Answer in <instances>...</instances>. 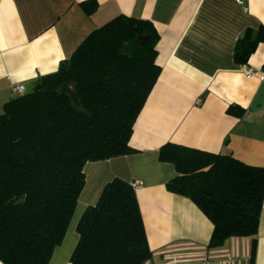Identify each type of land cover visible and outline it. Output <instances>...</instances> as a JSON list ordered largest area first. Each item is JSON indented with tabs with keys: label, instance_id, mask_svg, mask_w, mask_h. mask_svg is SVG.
<instances>
[{
	"label": "trees",
	"instance_id": "16d2710c",
	"mask_svg": "<svg viewBox=\"0 0 264 264\" xmlns=\"http://www.w3.org/2000/svg\"><path fill=\"white\" fill-rule=\"evenodd\" d=\"M88 15L94 0L81 4ZM144 37L145 40L140 39ZM159 33L149 20L120 15L93 31L57 72L4 105L0 114V261L48 264L61 245L85 186L89 162L131 155L133 128L161 74ZM264 41L248 30L234 54L247 65ZM69 84L76 85L73 95ZM230 115L245 109L232 105ZM169 193L192 201L213 225L209 248L251 238L254 264L264 206V168L231 154L167 143ZM70 264H146L152 259L135 188L108 183L78 226Z\"/></svg>",
	"mask_w": 264,
	"mask_h": 264
},
{
	"label": "crops",
	"instance_id": "0c3cea01",
	"mask_svg": "<svg viewBox=\"0 0 264 264\" xmlns=\"http://www.w3.org/2000/svg\"><path fill=\"white\" fill-rule=\"evenodd\" d=\"M85 1L0 0V114L18 97L14 86L31 92L36 80L57 72L93 31L120 15L153 23L161 74L133 128L129 144L136 153L85 165V186L48 264H70L83 213L115 179L142 182L133 186L152 252L146 264H250L251 238L209 248L212 223L192 201L167 191L177 173L159 161V150L172 143L264 168V105L252 109L264 80V41L247 65L234 60L246 32L264 29V0H243V6L236 0H94L92 15L81 6ZM245 69L255 75L247 77ZM232 105L245 115H230ZM256 246L254 264H264V206Z\"/></svg>",
	"mask_w": 264,
	"mask_h": 264
},
{
	"label": "water",
	"instance_id": "95a60500",
	"mask_svg": "<svg viewBox=\"0 0 264 264\" xmlns=\"http://www.w3.org/2000/svg\"><path fill=\"white\" fill-rule=\"evenodd\" d=\"M140 39L145 40L144 37H140ZM68 87L70 88L71 92L73 95L76 94V85L75 84H69ZM262 105H264V80L263 83L261 85V87L259 88L256 96H255V100H254V104L252 109H254V107L258 108L261 107Z\"/></svg>",
	"mask_w": 264,
	"mask_h": 264
},
{
	"label": "built area",
	"instance_id": "2783aa9c",
	"mask_svg": "<svg viewBox=\"0 0 264 264\" xmlns=\"http://www.w3.org/2000/svg\"><path fill=\"white\" fill-rule=\"evenodd\" d=\"M236 1H237V3L239 5L243 6V0H236ZM244 73H245V75L247 77H251V76L255 75V73H254V71L252 69H245V72ZM12 91H13V93L15 95L20 96V95H23L26 90H25V86L20 85V86H14L12 88ZM198 103H200V101H198ZM140 184H142L141 181H136L133 185L134 186H137V185H140Z\"/></svg>",
	"mask_w": 264,
	"mask_h": 264
}]
</instances>
